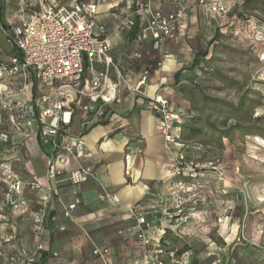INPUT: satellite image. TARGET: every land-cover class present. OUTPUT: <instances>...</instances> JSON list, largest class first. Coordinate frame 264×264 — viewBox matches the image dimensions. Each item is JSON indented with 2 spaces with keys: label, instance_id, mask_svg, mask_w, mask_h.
<instances>
[{
  "label": "crops",
  "instance_id": "1",
  "mask_svg": "<svg viewBox=\"0 0 264 264\" xmlns=\"http://www.w3.org/2000/svg\"><path fill=\"white\" fill-rule=\"evenodd\" d=\"M23 1H17L19 7ZM54 1L65 5L71 3V0ZM181 1L188 6L185 20L177 33L166 38L159 49L153 48L151 39L137 40L136 27L121 31L116 28L127 14V5L131 2H147L154 10L171 13L177 5L174 0H105L98 3L95 33H99L100 26L105 27L112 44V55L125 69L126 82L118 83L116 73L112 70L102 97L84 99L85 104L95 105L91 117L87 118L83 110L73 117L71 132L80 137L86 156L80 161L71 157L68 159L66 172L61 178L64 181L56 191L63 195L66 203L71 202L65 179L68 172L79 164L90 167L96 172L97 178L80 184V209L72 213L64 231L54 236L53 231L50 232L51 217L47 216V222H42L48 228L42 241L45 249L36 250V256L52 252L58 255L35 264H106L94 254L95 247L108 249L109 264H154L162 259L169 248L166 247V237L168 231L174 230L169 220L171 214L165 206L169 200L167 197L179 184L180 178L175 173V160L166 149L164 136L159 129L161 115L152 110L150 98L160 96L169 99L171 108L181 113L183 119L186 118L183 124L176 125L175 134L181 142L188 144L186 139H182L183 130L190 121L187 120L190 114L189 99L183 90L188 88L190 77L202 72L201 69L196 71L197 68L209 70L201 61L206 53L199 49L213 41L222 20L216 13H208L199 6L200 0ZM205 1H224L230 10L232 8L231 0ZM16 55L14 50L1 58L0 65L9 63ZM102 69L103 66H98V70ZM146 69L149 70L148 82L139 88L141 92L136 91L134 88ZM20 86L18 76L5 74L0 79V92ZM84 87L87 90V83ZM44 93L45 89L34 79L28 84L25 94L15 99L13 115H19L25 101L36 100ZM4 129L0 125V132ZM39 130L36 124L25 123L14 130L10 127L7 130L10 155L3 160L17 171L22 168L23 172L20 173L28 182L36 181L47 186L50 184L47 162L51 148L41 143ZM34 164L38 166L37 170ZM104 190L116 193L120 197V205L101 201L98 196ZM37 196L39 203L46 209L48 206L55 207V197L48 192L39 191ZM136 203L142 205L150 223L163 231L157 232L158 236L149 231L151 239L145 248L134 235L136 221L126 210ZM0 216L3 217L2 214ZM3 228L0 224V235L16 236L17 232L7 233ZM162 237L165 243L161 242ZM19 240L6 242V251L13 249L11 247L22 250L21 246H24L23 252H26L27 249H36L40 243L38 240L30 243L27 238Z\"/></svg>",
  "mask_w": 264,
  "mask_h": 264
},
{
  "label": "rangeland",
  "instance_id": "2",
  "mask_svg": "<svg viewBox=\"0 0 264 264\" xmlns=\"http://www.w3.org/2000/svg\"><path fill=\"white\" fill-rule=\"evenodd\" d=\"M17 1L0 0L3 21L7 14L21 22ZM231 1L217 35L199 49L209 70L197 68L202 72L183 90L192 116L182 133L188 159L207 167L197 178L177 174L180 182L165 206L174 231H168L163 264H264V0ZM11 52L0 29V59ZM10 149L1 148L2 162ZM21 169H14L26 182L21 194L11 191L9 179L0 180V224L17 232L0 235V264H33L28 258L43 245L47 216L54 230L56 207L39 203V191L27 185ZM18 199L25 205L13 208ZM26 238L40 243L26 252L24 246L6 251L9 240Z\"/></svg>",
  "mask_w": 264,
  "mask_h": 264
},
{
  "label": "built area",
  "instance_id": "3",
  "mask_svg": "<svg viewBox=\"0 0 264 264\" xmlns=\"http://www.w3.org/2000/svg\"><path fill=\"white\" fill-rule=\"evenodd\" d=\"M105 0L90 2L86 0H71L65 5L54 0H24L19 7L23 19L15 23L6 14L5 21L0 19V29L8 43L17 55L9 63L0 65V79L4 75L18 76L21 86L18 89L10 88L0 92V125L7 126L0 132V151L9 142L7 130L19 129L21 125L36 124L40 127L39 139L42 144L51 148L48 156V176L50 184L42 186L36 181L27 182L32 190L46 191L55 197V215L53 233L64 231L68 220L74 211L80 209L82 203L79 194L80 184L89 179L97 178L96 172L90 167L79 164L68 172V195L71 202L66 203L63 195L56 191L64 181L68 159L80 161L86 156V151L80 137L71 132L73 117L83 110L90 118L95 111L94 104H85L86 97L97 99L102 97L110 82V73L113 70L118 83L126 82L123 66L112 55V44L104 26L99 27L95 33V17L98 12V3ZM176 9L171 13L154 10L147 2L137 4L129 3L128 12L117 25V30L137 28L135 36L139 41L152 40L154 49H159L168 37H173L183 24L188 6L181 0H174ZM199 6L208 13H216L221 19L226 18L230 8L224 1H199ZM0 3V16L4 12ZM98 66H103L98 70ZM149 70H144L137 87L148 82ZM37 79L45 93L36 100H28L22 104L19 115H13L15 99L23 96L28 84ZM88 85V88L84 87ZM151 108L161 115L159 126L164 136L166 149L175 160V172L189 178H197L201 170L207 166L200 162L188 159L187 144L181 142L176 134L177 124H183L181 113L171 108L170 100L156 96L150 98ZM190 115H187V118ZM10 180L11 191L21 194L22 186L26 183L22 176L14 171L12 165L0 160V180ZM3 179V180H4ZM5 179V180H6ZM101 201L113 205H120V197L113 192L104 190L99 194ZM24 200L11 201L13 208L25 205ZM135 219L133 233L142 245L147 247L150 243L149 231L154 234L162 229L153 226L143 212L142 205L136 203L126 208ZM163 232V231H162ZM43 251V245L37 248ZM108 249L94 248V254L108 262ZM57 252L41 255L29 259L35 261L47 260L56 257ZM172 261L175 252L170 251ZM154 264H163L162 260Z\"/></svg>",
  "mask_w": 264,
  "mask_h": 264
},
{
  "label": "trees",
  "instance_id": "4",
  "mask_svg": "<svg viewBox=\"0 0 264 264\" xmlns=\"http://www.w3.org/2000/svg\"><path fill=\"white\" fill-rule=\"evenodd\" d=\"M0 19H3V14H1V16H0ZM191 119H192V116L188 117V119H187V120H191ZM161 242H163V243H165V242H166V240H165V238H164V237H162V240H161Z\"/></svg>",
  "mask_w": 264,
  "mask_h": 264
}]
</instances>
